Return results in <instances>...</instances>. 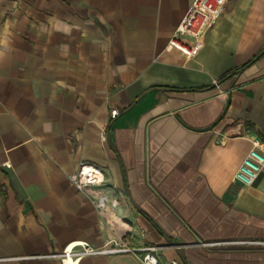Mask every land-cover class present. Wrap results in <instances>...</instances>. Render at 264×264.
<instances>
[{
    "label": "crops",
    "instance_id": "obj_1",
    "mask_svg": "<svg viewBox=\"0 0 264 264\" xmlns=\"http://www.w3.org/2000/svg\"><path fill=\"white\" fill-rule=\"evenodd\" d=\"M195 1L0 0V264H145L57 257L119 239L162 264H264V169L234 181L264 154V0H228L188 58L170 41ZM84 165L102 208L69 181Z\"/></svg>",
    "mask_w": 264,
    "mask_h": 264
},
{
    "label": "built area",
    "instance_id": "obj_2",
    "mask_svg": "<svg viewBox=\"0 0 264 264\" xmlns=\"http://www.w3.org/2000/svg\"><path fill=\"white\" fill-rule=\"evenodd\" d=\"M227 2L228 0H196L172 35L170 44L185 52L188 58L197 56L204 48L206 36L217 27L222 19ZM119 115V110H112V119H116ZM262 147V143L254 141L253 149L236 173L235 182H241L247 187L254 184L264 169V154L259 150ZM5 167L11 168L9 164H6ZM69 181L79 193L94 197L97 199L99 207L104 206L106 198L98 190V187L104 182L101 170L84 165L77 173L69 176ZM3 196L4 189L0 188V198ZM75 247H81L83 250L73 253ZM156 251V246L132 247L124 239H119L100 249H90L86 244L78 243L75 246H68L57 257L63 263H67L70 260L73 262L74 258H77L75 262H79L85 256L133 254L139 256L145 264H162L155 256ZM167 264L181 263L172 260Z\"/></svg>",
    "mask_w": 264,
    "mask_h": 264
},
{
    "label": "water",
    "instance_id": "obj_3",
    "mask_svg": "<svg viewBox=\"0 0 264 264\" xmlns=\"http://www.w3.org/2000/svg\"><path fill=\"white\" fill-rule=\"evenodd\" d=\"M263 53H264V52H262V54H260V55L258 56V58L261 57V56L263 55ZM220 84H221V82H217V83L214 84V86H212L210 89H214V88L220 86ZM226 111H227V110H226ZM226 111H225L224 114L222 115L221 119L225 116ZM214 127H215V126H211L210 128H207V129H205V130H199V131H202V132L209 131V130H212ZM185 264H186V263H185Z\"/></svg>",
    "mask_w": 264,
    "mask_h": 264
}]
</instances>
